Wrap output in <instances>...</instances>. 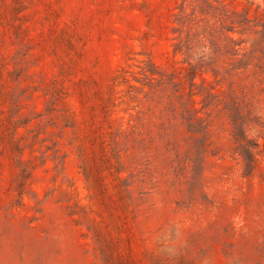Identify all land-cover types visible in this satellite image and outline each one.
Wrapping results in <instances>:
<instances>
[{
    "label": "rangeland",
    "instance_id": "obj_1",
    "mask_svg": "<svg viewBox=\"0 0 264 264\" xmlns=\"http://www.w3.org/2000/svg\"><path fill=\"white\" fill-rule=\"evenodd\" d=\"M0 264H264V0H0Z\"/></svg>",
    "mask_w": 264,
    "mask_h": 264
},
{
    "label": "trees",
    "instance_id": "obj_2",
    "mask_svg": "<svg viewBox=\"0 0 264 264\" xmlns=\"http://www.w3.org/2000/svg\"><path fill=\"white\" fill-rule=\"evenodd\" d=\"M230 39H232V38H230ZM243 148H245L244 151L246 152L245 153L246 159L250 160V163L254 164V154H253L252 148H256V147H251V146L247 145V146H244Z\"/></svg>",
    "mask_w": 264,
    "mask_h": 264
}]
</instances>
